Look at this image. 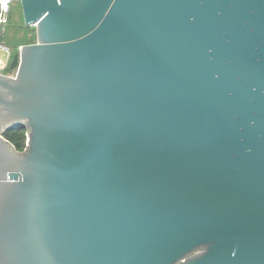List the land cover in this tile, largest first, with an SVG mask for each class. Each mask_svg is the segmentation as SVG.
<instances>
[{
  "label": "water",
  "instance_id": "water-1",
  "mask_svg": "<svg viewBox=\"0 0 264 264\" xmlns=\"http://www.w3.org/2000/svg\"><path fill=\"white\" fill-rule=\"evenodd\" d=\"M16 1L0 264H264V0Z\"/></svg>",
  "mask_w": 264,
  "mask_h": 264
},
{
  "label": "rangeland",
  "instance_id": "rangeland-1",
  "mask_svg": "<svg viewBox=\"0 0 264 264\" xmlns=\"http://www.w3.org/2000/svg\"><path fill=\"white\" fill-rule=\"evenodd\" d=\"M22 23L23 20L20 4L18 1H15L11 5L7 15L5 30L0 35V42L9 48L11 53V57L7 60V63L11 61L13 54L16 53L18 48L21 46L20 44L33 39V35L35 34L34 27L27 26L25 27L26 30H24ZM16 40L18 41L16 42ZM0 59H2L3 62L6 61V53L3 50H0ZM2 73L14 75L15 71L11 69L7 70V67H5V69L2 70Z\"/></svg>",
  "mask_w": 264,
  "mask_h": 264
},
{
  "label": "trees",
  "instance_id": "trees-1",
  "mask_svg": "<svg viewBox=\"0 0 264 264\" xmlns=\"http://www.w3.org/2000/svg\"><path fill=\"white\" fill-rule=\"evenodd\" d=\"M22 25H23L24 30H26L25 29L26 26L23 23ZM34 39H35V34L33 35V39L23 42L20 45L33 43L35 42ZM17 41L18 40H16V42ZM7 70H9V66L7 67ZM3 137L7 139L9 142H11L17 150L21 151L24 149L25 143H26V129L22 126H15L11 128L10 130H7L6 132H4Z\"/></svg>",
  "mask_w": 264,
  "mask_h": 264
},
{
  "label": "built area",
  "instance_id": "built-area-1",
  "mask_svg": "<svg viewBox=\"0 0 264 264\" xmlns=\"http://www.w3.org/2000/svg\"><path fill=\"white\" fill-rule=\"evenodd\" d=\"M16 0H0V35L4 32L5 26L7 24V15L9 13L11 5ZM0 50H3L6 53V61L3 62L2 59H0V72H2L5 67H8L9 63H7V60L10 59L11 53L9 48L0 42Z\"/></svg>",
  "mask_w": 264,
  "mask_h": 264
}]
</instances>
